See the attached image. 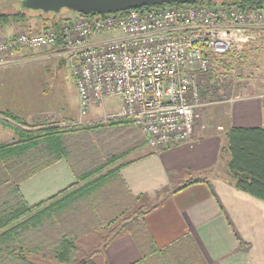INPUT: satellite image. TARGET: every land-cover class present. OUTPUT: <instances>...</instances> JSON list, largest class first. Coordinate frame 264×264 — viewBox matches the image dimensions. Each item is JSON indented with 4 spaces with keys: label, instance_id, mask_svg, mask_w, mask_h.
I'll return each instance as SVG.
<instances>
[{
    "label": "crops",
    "instance_id": "0c3cea01",
    "mask_svg": "<svg viewBox=\"0 0 264 264\" xmlns=\"http://www.w3.org/2000/svg\"><path fill=\"white\" fill-rule=\"evenodd\" d=\"M56 54L63 53L58 51ZM42 92V88H37L13 97L12 88L0 87V110H7L22 120L18 124L0 115V147L18 141V130L24 131L22 137L28 139L43 134L48 127L60 129L67 125L107 123L110 120L107 115L118 108L117 103L114 111H104L102 120L93 119V116L82 117L90 109L85 114H81L80 109L78 114L66 113L63 105L50 109L46 104L44 106ZM263 104L260 96L234 99L229 104L228 125L264 126ZM108 125L121 127L122 132H117L110 140L104 135L90 137L88 134L93 128L62 132L60 140L67 156L53 161L42 143L35 151L31 149L20 155H15L12 149H3L0 152V199L10 197L16 203L19 194L29 207L47 202L70 185H86L91 179L82 180L84 172L104 163L112 154L128 151L92 177L116 168L118 174L107 179L99 191L107 187L116 192L110 195L116 201L121 196L125 198L124 208L119 206L120 210L115 211L121 217L126 216L124 211L130 212L131 207H148L143 215L128 221L125 229L137 227L143 234L146 231L157 248L187 234L205 264H264V201L234 186L224 150L227 139L221 132H203L200 127L192 139L156 151L146 144L142 131L132 122ZM76 140L81 141L79 147L73 144ZM72 151L78 158L99 156L101 162L89 168H78L82 167L81 161L78 164L70 161ZM194 179L200 181L182 187L187 180ZM65 216L62 214L60 219L54 216L53 223L59 224L58 221ZM121 217L107 215L99 218L100 222H93L96 226L90 229L93 230L91 242L80 239L82 222L74 225L77 254L93 252L104 238L109 224ZM41 227H47L45 221ZM30 230L23 234L30 249L28 258L33 263L46 264L42 243L29 241ZM50 249L54 251V247ZM141 259L142 251L128 230L94 256L97 264H139ZM143 264L165 263L163 258L154 257Z\"/></svg>",
    "mask_w": 264,
    "mask_h": 264
},
{
    "label": "built area",
    "instance_id": "2783aa9c",
    "mask_svg": "<svg viewBox=\"0 0 264 264\" xmlns=\"http://www.w3.org/2000/svg\"><path fill=\"white\" fill-rule=\"evenodd\" d=\"M59 33L0 35V65L25 51L57 49L67 56L81 114L116 99L107 118L131 119L159 151L193 138L198 111L213 102L218 65L264 33V3L251 10L194 2L80 13L63 21Z\"/></svg>",
    "mask_w": 264,
    "mask_h": 264
},
{
    "label": "trees",
    "instance_id": "16d2710c",
    "mask_svg": "<svg viewBox=\"0 0 264 264\" xmlns=\"http://www.w3.org/2000/svg\"><path fill=\"white\" fill-rule=\"evenodd\" d=\"M196 2L209 4L212 0H197ZM216 2L251 10L252 8L261 6L264 0H221ZM177 4L180 3L171 2L159 5L166 6ZM63 9L67 8H62L61 10ZM125 11L126 10L119 11L118 13L124 14ZM31 12L37 13V20L39 21L35 27L37 31L31 29V32H42L52 28L57 34H60L59 29L61 24L69 18L58 15L59 12H44L38 9L22 7L20 4L19 8L12 12H4L0 9V30L4 29L3 27L8 24H25ZM62 46L63 43L59 37L57 47L61 48ZM246 47L247 45H245L236 56L233 53L230 54L229 62L222 63V67L226 73L230 72L236 66L243 65L244 62L247 61L250 52ZM0 115L18 124L22 123V120L18 116L13 115L7 110H0ZM124 121L126 123L132 122L131 119L120 118L110 119L107 123L117 124ZM104 124V122H95L80 126L67 125L60 129L48 127L44 130L43 134L39 136L32 135L28 139L22 137L24 131L18 130L19 140L15 143L1 146L0 152L6 148L14 150L15 155H20L27 151L30 152L31 149L35 151L37 145L42 143L44 144L43 147L50 153V160H57L58 158L67 156V151L62 146L60 140L62 132L84 130L103 126ZM223 133L227 139L224 149L225 153L228 155L227 169L233 179L234 186L264 201V126L246 127L227 124ZM127 153L128 151H124L110 155L104 163L99 164L81 175L82 180L91 179L86 185H70L66 187V189L50 197L47 202H41L38 205L29 207L19 194L16 203L14 200L12 201L10 197L4 200L5 205L0 210V264H36L28 258L30 249L26 246V239L25 236H23L24 232L28 229L35 228L37 225L42 224L44 221L54 216H58L57 218L60 219L62 214H66L67 216L68 213L74 212V210L71 209V204L80 198L94 196V193L103 186L102 184L105 183L107 179L115 177L118 172L116 168H113L105 174H99L94 179L92 178L93 174L101 171L106 165L115 163L118 158L123 157ZM39 168L40 166L37 169ZM196 181L200 180H187L182 187ZM10 201L15 204L13 205ZM147 211L148 207H139L138 209L130 211L126 216L117 220L113 219L98 247L91 252L90 255L80 259L76 258L77 246L73 236L74 225L78 222H71L73 230H71L69 223L67 228H65L55 222L58 225V231L54 236V256L60 264H97L94 261L95 254L102 253L108 244L113 242L114 239L120 236L124 231L128 230L130 234L133 235L142 251V259L139 261V264L148 262L154 257L163 258L165 264H205L199 251L195 245L190 242L187 234L177 238L168 245L157 248L153 245L152 239L146 231L145 234H143L141 231L137 230V227H132L130 229L124 228L128 221L140 217ZM19 218L22 219L19 221ZM59 219H57V221ZM40 230L42 231L37 235L45 236L44 232H48L44 227H41ZM49 233L52 234V232Z\"/></svg>",
    "mask_w": 264,
    "mask_h": 264
},
{
    "label": "rangeland",
    "instance_id": "374dc122",
    "mask_svg": "<svg viewBox=\"0 0 264 264\" xmlns=\"http://www.w3.org/2000/svg\"><path fill=\"white\" fill-rule=\"evenodd\" d=\"M216 1L221 0H212L209 4H218ZM20 2L21 0H0V9L4 12H12L19 8ZM58 15L73 19V17L76 18L78 16V12L70 9H63L59 11ZM37 16L36 12H31L25 24H8L3 27L4 29L0 30V35H10L22 30L30 31L31 29L37 31L35 29L39 22ZM108 36H110V33L103 34V37ZM259 37L257 41L247 45L246 48L250 52V55L243 65L236 66L227 73L221 65H218L216 70L218 85L215 87V92L210 93L208 96V100L213 102L198 111L195 132L199 131L201 127V131L203 132L217 131L221 132L223 135L225 126L228 124L229 104L234 99L246 96H260L264 99V33ZM57 51V49L50 48L25 51L22 54L25 57L15 62H6L0 65V87L12 88L14 91L13 97H19L20 93L25 94L33 89L42 88V94L45 98L44 106L46 104L48 108L53 109L63 105V110L66 113L78 114V94L74 79L70 72V67L68 63H66L67 56L65 54L58 55L56 54ZM14 56L19 57L21 54H16ZM229 60L230 58L226 59L224 63L229 62ZM117 103L116 99L113 98H108L105 101L104 107L98 106L97 104L98 107H96L95 103H93V107L90 105L92 108L89 106L90 110L88 114L82 117L93 116V119L102 120L104 111H114L116 108L115 104ZM117 132H122V128L108 125V123L105 122L103 126L93 127V131L88 135L92 138L104 135L110 140L114 138ZM72 139H75L74 136ZM73 144L75 147H79L81 141L76 140ZM115 150H117V148H115ZM100 155L103 156V153H100ZM98 157L99 156L95 157V155L85 157V155H83L78 158L74 151H72L70 161L72 164H74V162L78 164L79 161H81L82 167L79 165L80 167L78 168H89L101 162V158ZM115 194L116 192H113L112 189L105 187L101 192L99 190L95 192L94 196L78 199L70 205L74 212H70L67 216L62 217L61 221H58L59 225L67 228L69 223L71 230H73L71 222H82L80 225L83 234L80 239L86 242L93 241V230H90L93 228L92 226H96L93 222H100L99 218L103 219L107 215L112 216V218L114 216L121 217V215L115 211L120 210V207L124 208V204L127 201L122 196L119 198V201H116L115 198L110 196ZM4 205V200L0 199V210ZM107 205L109 208H106ZM135 208L136 207H131L130 211ZM128 213L129 211H124V215H128ZM45 222L47 224L46 230L48 231L44 232L45 236L37 235L42 231L40 230V226L43 225L42 223L30 230L31 234H29V241L42 243L41 251L44 252L42 255L47 257L44 260L46 264H60L55 258L53 251L50 249L53 248L55 244L54 236L58 231V225L53 223V218ZM49 232H52V234ZM39 253L41 254V252ZM88 255L90 254L78 253L76 257L79 259L81 256L84 258Z\"/></svg>",
    "mask_w": 264,
    "mask_h": 264
},
{
    "label": "water",
    "instance_id": "95a60500",
    "mask_svg": "<svg viewBox=\"0 0 264 264\" xmlns=\"http://www.w3.org/2000/svg\"><path fill=\"white\" fill-rule=\"evenodd\" d=\"M197 0H21V6L38 9L44 12H59L62 8L77 11L81 14L115 13L143 6L163 3H194Z\"/></svg>",
    "mask_w": 264,
    "mask_h": 264
},
{
    "label": "bare ground",
    "instance_id": "6f19581e",
    "mask_svg": "<svg viewBox=\"0 0 264 264\" xmlns=\"http://www.w3.org/2000/svg\"><path fill=\"white\" fill-rule=\"evenodd\" d=\"M76 12V11H75ZM79 14V13H78ZM74 18V17H73ZM96 105V104H95Z\"/></svg>",
    "mask_w": 264,
    "mask_h": 264
}]
</instances>
